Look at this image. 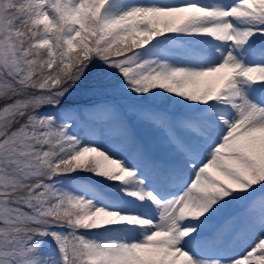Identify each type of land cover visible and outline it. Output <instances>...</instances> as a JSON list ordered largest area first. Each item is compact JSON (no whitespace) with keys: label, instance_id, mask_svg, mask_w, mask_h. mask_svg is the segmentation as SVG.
<instances>
[{"label":"snow or ice","instance_id":"1","mask_svg":"<svg viewBox=\"0 0 264 264\" xmlns=\"http://www.w3.org/2000/svg\"><path fill=\"white\" fill-rule=\"evenodd\" d=\"M0 264H264V0H0Z\"/></svg>","mask_w":264,"mask_h":264},{"label":"rangeland","instance_id":"2","mask_svg":"<svg viewBox=\"0 0 264 264\" xmlns=\"http://www.w3.org/2000/svg\"><path fill=\"white\" fill-rule=\"evenodd\" d=\"M204 2H206L205 0H203ZM75 175V174H74ZM81 175H83V174H81ZM70 179V178H69Z\"/></svg>","mask_w":264,"mask_h":264}]
</instances>
